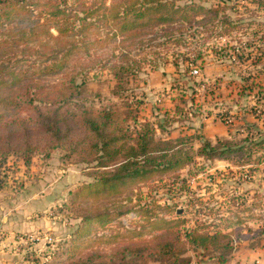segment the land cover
I'll return each instance as SVG.
<instances>
[{
	"label": "rangeland",
	"instance_id": "374dc122",
	"mask_svg": "<svg viewBox=\"0 0 264 264\" xmlns=\"http://www.w3.org/2000/svg\"><path fill=\"white\" fill-rule=\"evenodd\" d=\"M35 1L38 17L56 0ZM67 1L74 18L73 8L94 11L99 2ZM201 3L219 7V18L225 14L239 23L226 33L218 27L194 34L196 25L187 24L183 34H166L165 27L154 26L125 39L88 25L80 35L56 37L51 29L54 36L48 37L46 26H37L30 14L31 22H24L26 11L8 15L7 26H0V40L10 41L4 65L34 72L30 83L38 99L65 106L55 93L71 86L66 91L73 92L70 106H114L130 127L134 119L151 122L155 139L189 136L183 148L192 146L194 157L182 168L109 194L88 186L113 165L83 162L80 154L61 146L48 156L42 149L32 153L27 164L12 149L0 152V224L8 227L0 228L5 233L0 258L5 264H212L209 254L188 249L164 256L152 247L162 237L179 234L185 241L186 232L217 230L233 238L228 264H264V6L259 0ZM28 99H21L20 117H33V134L43 144L38 120L49 106L35 101L38 110L27 105ZM12 129L21 131L18 125L6 131ZM3 130L0 135H6ZM205 139L244 149L228 159H207L196 153ZM16 220L28 227L12 229Z\"/></svg>",
	"mask_w": 264,
	"mask_h": 264
},
{
	"label": "trees",
	"instance_id": "16d2710c",
	"mask_svg": "<svg viewBox=\"0 0 264 264\" xmlns=\"http://www.w3.org/2000/svg\"><path fill=\"white\" fill-rule=\"evenodd\" d=\"M50 3V10L42 13L44 17L38 18L36 15L41 13V10L35 0H0V26H7L8 15L12 11H26L27 18L24 22H31L30 14L32 19H36L37 26H46L45 33L48 37L54 36L51 29L58 37L64 32L79 33L88 25L99 28L107 36L125 39L127 33L152 29L154 26L165 27L163 29L166 30V34L173 30L181 31L183 34L186 28L183 26L187 24L189 28L196 25L197 30H194V34L195 31L213 32L218 27L222 33H226L231 32L230 26L233 28L239 23L225 14L219 18V7H206L202 5L201 0H110L109 3L108 0H99L94 11L83 10L82 14L73 8L71 11L79 15H76V18L72 17L74 15H71L67 0ZM258 6H264V0H259ZM1 16H5L4 24ZM48 17L53 19L52 23H48L50 21ZM43 19L45 22L40 24L38 21ZM177 24L181 27H175ZM16 27L17 25L12 29ZM34 27L32 23L28 31H33ZM201 28L204 30L200 31ZM9 42L6 39L0 40V120L6 117L14 119L0 125L5 128L2 133H6L0 135L1 153H7L12 149L27 164L32 153L42 149L48 156L54 147L61 146L72 154H80L83 162H97L102 167L113 165L115 166L113 171L99 173L95 184L88 186H94L97 192L109 194L117 193L127 183L146 180L154 174L182 168L193 160L192 146L183 148V145L189 143V136L155 139V129L151 122L134 119V126L130 127L125 117H122L114 106L88 107L82 104L70 106L68 99L74 98L73 92L68 94L66 91L72 89L71 86L55 93V96L61 97L59 102L64 103L66 107L62 104L52 107L55 102L46 97L38 99L39 94H36L35 87L30 83V75L34 72L13 69L15 66L9 67L10 69L5 67V56L9 49L5 45ZM22 79L26 81L20 83ZM35 95L36 98L33 97ZM24 96L29 98L27 104L29 106L34 105L38 109L35 101L49 106L45 108L44 114H41V120H38L41 134L46 138L43 144L36 140V135L33 134V117H20L21 99ZM15 125L21 129L19 133H15V129L6 131L8 127ZM246 138H249L248 134ZM260 142L263 143V139ZM243 149V145L222 141H217L214 145L205 139L196 153L207 159H228ZM185 237L186 242L180 240L179 234H175L173 238L162 237L163 239H158L152 248H156L164 256L182 255L191 249L198 254H209L213 260L212 264L229 263L234 247L229 232L189 231L185 233ZM148 255L155 256V253L149 252Z\"/></svg>",
	"mask_w": 264,
	"mask_h": 264
},
{
	"label": "crops",
	"instance_id": "0c3cea01",
	"mask_svg": "<svg viewBox=\"0 0 264 264\" xmlns=\"http://www.w3.org/2000/svg\"><path fill=\"white\" fill-rule=\"evenodd\" d=\"M169 104H172L171 101L169 102ZM2 220H3V217L0 216V221H2ZM12 224H14V226H12V229H15L16 231H21V230H24L26 227H28V225L23 224V223H19L17 220L14 221V223H12ZM0 225L3 226V227L0 226V228H3V229L8 228L3 224H0ZM37 225H38L37 222L30 224V226H32V227H36ZM32 229H37V228H32ZM0 232L2 233V237H1L2 239L0 241V244H1L4 241L3 238H4L5 233H3L1 230H0ZM0 264H5V262L2 258H0Z\"/></svg>",
	"mask_w": 264,
	"mask_h": 264
},
{
	"label": "built area",
	"instance_id": "2783aa9c",
	"mask_svg": "<svg viewBox=\"0 0 264 264\" xmlns=\"http://www.w3.org/2000/svg\"><path fill=\"white\" fill-rule=\"evenodd\" d=\"M1 237H2V233L0 232V241H1V239H2Z\"/></svg>",
	"mask_w": 264,
	"mask_h": 264
}]
</instances>
